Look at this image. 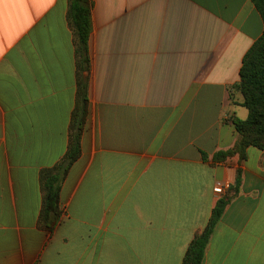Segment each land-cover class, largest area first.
<instances>
[{"label":"crops","instance_id":"obj_1","mask_svg":"<svg viewBox=\"0 0 264 264\" xmlns=\"http://www.w3.org/2000/svg\"><path fill=\"white\" fill-rule=\"evenodd\" d=\"M92 2L90 113L49 230L41 174L67 153L77 100L68 0H0V264H182L229 194L203 264H264V150L213 161L249 115L234 86L260 13L251 0Z\"/></svg>","mask_w":264,"mask_h":264},{"label":"trees","instance_id":"obj_2","mask_svg":"<svg viewBox=\"0 0 264 264\" xmlns=\"http://www.w3.org/2000/svg\"><path fill=\"white\" fill-rule=\"evenodd\" d=\"M264 22V0H251ZM92 0H68V21L73 29L77 59V100L72 115L69 130V144L67 153L62 161L53 168L46 169L41 174L44 189V205L42 221L51 230L61 217L62 183L75 162L82 155V136L85 131L90 104L88 97V76L91 57L89 40L93 29ZM243 95V106L248 109L246 120L233 119L238 140L231 150L217 153L214 163H223L228 158L238 155L240 161L247 158L250 147L264 150V33L252 45L243 58L240 70V82L234 86ZM204 159L207 155L203 153ZM242 182V172L238 170L233 188L238 192ZM232 195L221 198L213 209L211 219L203 230L189 245L182 264H203L206 248L210 237L223 216Z\"/></svg>","mask_w":264,"mask_h":264},{"label":"built area","instance_id":"obj_3","mask_svg":"<svg viewBox=\"0 0 264 264\" xmlns=\"http://www.w3.org/2000/svg\"><path fill=\"white\" fill-rule=\"evenodd\" d=\"M229 186L227 185L226 187H219L215 189V192L218 194H223L225 190H228Z\"/></svg>","mask_w":264,"mask_h":264}]
</instances>
